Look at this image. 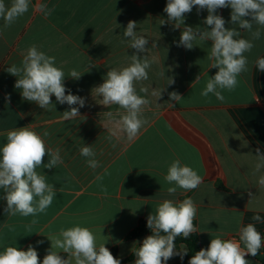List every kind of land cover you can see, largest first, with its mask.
<instances>
[{
	"label": "crops",
	"instance_id": "0c3cea01",
	"mask_svg": "<svg viewBox=\"0 0 264 264\" xmlns=\"http://www.w3.org/2000/svg\"><path fill=\"white\" fill-rule=\"evenodd\" d=\"M10 2L5 0L6 4ZM44 2L52 9L47 18L34 9L37 0H31L28 12L11 26L4 27L0 19V147L10 129L31 124L41 134L47 131L48 145L62 149L64 163L38 171L62 190L46 213L39 215L33 233L24 228L32 217L7 216L4 192L0 190V250L5 244L15 245V241L23 250L32 244L42 262L51 246L47 235L80 223L93 229L101 242L108 239L105 246L115 250V257L123 261L134 255L131 251L134 242L142 243L145 238L127 240V235L155 211L157 203L185 197H191L197 205L194 224L201 248H207L215 235L237 236L240 224L253 223L264 236V190L256 185L264 169L253 175V155L257 148L264 151V73L254 64L257 58L264 57V31L254 41L251 52L246 53L249 71L238 78L240 83L235 91L223 93L225 101L221 103L211 94L208 98L200 95L207 79L218 71L208 69L211 41L197 42L191 50L177 47L181 29L167 23L160 25V19L167 20L163 12L167 0ZM230 12V8L220 9L218 14L230 21ZM206 16V11L198 15L194 8L186 15L185 23L204 27ZM129 20L136 21L138 34L149 39V58L155 57L149 79L143 85L149 87V93L152 87L162 89L167 81L156 75L162 66L165 75L172 76L175 83L166 86L157 102L149 94L151 104L144 111L149 124L137 138L128 141L121 136L119 142L114 139L110 143L107 129L112 125L104 112L115 113L118 108L98 104L100 98L92 97L91 89L103 83L108 70L126 66L129 55L135 52L123 37ZM242 36L247 38L248 33L242 32ZM153 40L158 45L156 49L151 48ZM31 45L55 56L57 66L65 71L66 88L86 98L85 107L80 109L83 117L64 121L62 113L68 110V105L56 103L54 96L55 107L51 111L22 99L20 90L14 87L17 78L6 68L19 65ZM72 68L84 73L79 80L67 77ZM197 75L201 77L199 82H195ZM171 91L183 97L178 104L173 102L175 107L168 103ZM6 96H10V102ZM112 143L117 146L113 148ZM83 144L92 145L97 151L96 158L102 167L95 171L87 167L78 151ZM177 158L204 177V182L195 190H178L169 196L167 188L171 185L164 176L168 165ZM47 161L45 156L44 163ZM97 175L103 179L97 181ZM101 185L107 188V194ZM249 193L255 195L252 201ZM256 215L261 217L260 221L253 219ZM6 225L13 226L15 231H9ZM38 240L44 243L37 245ZM246 259L250 264H264V252ZM179 261L177 256L167 264Z\"/></svg>",
	"mask_w": 264,
	"mask_h": 264
},
{
	"label": "clouds",
	"instance_id": "9594fccd",
	"mask_svg": "<svg viewBox=\"0 0 264 264\" xmlns=\"http://www.w3.org/2000/svg\"><path fill=\"white\" fill-rule=\"evenodd\" d=\"M30 3L31 0H11L10 4H6L5 0H0V19L4 21V27L11 26L28 12ZM33 7L45 18L51 15L52 9L44 0H37ZM194 8L198 15L203 11L207 12L203 20L204 27H192L185 23L186 15L192 13ZM227 8L231 9L230 21L218 14L220 9ZM163 12L167 14V20L160 19V25L167 23L174 29H181L177 47L191 50L197 42L203 44L211 41L210 51L207 53L210 61L208 69L218 71L207 79L200 95L208 98L211 94L223 103V93L235 91L240 83L238 78L249 71L246 53L251 52L255 47L254 41L259 40L264 31V0H167ZM226 24L232 26L226 27ZM242 32H247L248 37L242 36ZM123 37L128 41V47L135 50L129 55L128 64L108 70L103 83L91 89L92 97L100 98L98 104L107 108L113 105L118 108L115 113L104 112L112 125L107 129L110 143L114 139L119 142L121 136L128 141L137 138L141 130L149 124L144 116L145 109L151 104L149 94L157 102L166 91V86L175 83L172 76L165 75L162 66L156 75L166 79V85L162 89L152 87L149 93V87L143 85L149 79V70L155 62V57L150 59L147 55L149 39L138 34L137 22L133 20L128 21ZM151 48H158L155 40ZM141 53L144 55L141 56ZM254 64L264 73V57L257 58ZM6 71L17 78L14 87L20 90L22 99L34 102L45 111H51L52 106L55 107L52 101L54 96L56 103L68 105V110L62 113L64 121L83 117L80 109L85 107L86 98L73 94L66 88L65 71L57 66L55 56L47 55L36 45H31L20 64H12ZM83 74L72 68L67 77L79 80ZM200 79V75H197L195 82ZM168 96L171 107H175L183 99L177 91L169 92ZM5 99L10 102V96ZM30 125L13 128L6 133V142L0 147V190L4 192V212L7 216L32 217L24 228L28 233H33V226L39 222V215L46 213L57 192L62 190L49 183L47 176L38 170L57 168L64 160L60 147L48 145L46 138L49 133L44 131L41 134ZM116 146V143H112L113 148ZM78 151L85 158L87 167L93 171L102 167L96 158L98 153L92 145L83 144ZM100 154H103L102 151ZM45 156L48 158L47 163H44ZM253 156V175H256L264 169V151L257 148ZM102 179V175L96 176L97 181ZM164 180L171 185L167 188L168 195L174 196L178 190L189 192L199 188L204 177L177 158L168 165ZM256 185L258 189L264 190V175L258 176ZM101 190L107 194V188L103 185ZM249 195L252 201L255 195ZM197 211V205L191 197L159 201L155 211L146 218V226L151 234L142 243L134 242L131 249L135 257L134 264H167L177 256L183 261L188 254V248L181 244L178 249L176 241L178 237L187 240L197 232L194 224ZM253 219L260 221L261 217L256 215ZM237 223L240 224L239 220ZM6 227L9 231H15L13 226ZM102 237L107 238L103 235ZM237 237L213 236L208 247L196 251L188 264H250L246 257L260 254V250L264 248V236L253 223H249L240 224ZM47 239L51 246L46 250L42 262L35 246L29 244L23 250L16 246L15 241V245H3L0 250V264H121V259L115 257L105 246L108 239L101 242L93 229L80 223L61 227L57 232L47 235ZM43 243L42 240L36 242L37 245Z\"/></svg>",
	"mask_w": 264,
	"mask_h": 264
},
{
	"label": "trees",
	"instance_id": "16d2710c",
	"mask_svg": "<svg viewBox=\"0 0 264 264\" xmlns=\"http://www.w3.org/2000/svg\"><path fill=\"white\" fill-rule=\"evenodd\" d=\"M151 232L146 226V220H141L138 226L127 235V240H141L142 238L150 235ZM177 248L179 249L181 244H184L188 248V254L184 257L183 261H179L174 264H188L189 259L195 254L196 251H199L201 248L200 239L197 233H193L187 240L183 239L182 237H178L177 241ZM112 254L115 256L116 251H111ZM260 252H264V248L261 249ZM135 257L132 255L131 257L121 261V263L131 262L134 261Z\"/></svg>",
	"mask_w": 264,
	"mask_h": 264
},
{
	"label": "built area",
	"instance_id": "2783aa9c",
	"mask_svg": "<svg viewBox=\"0 0 264 264\" xmlns=\"http://www.w3.org/2000/svg\"><path fill=\"white\" fill-rule=\"evenodd\" d=\"M232 238H238L237 236H233ZM261 251V250H260Z\"/></svg>",
	"mask_w": 264,
	"mask_h": 264
}]
</instances>
